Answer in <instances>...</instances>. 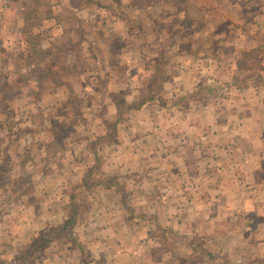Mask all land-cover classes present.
Here are the masks:
<instances>
[{"label": "crops", "instance_id": "1", "mask_svg": "<svg viewBox=\"0 0 264 264\" xmlns=\"http://www.w3.org/2000/svg\"><path fill=\"white\" fill-rule=\"evenodd\" d=\"M7 10L0 56L13 59L0 80L42 85L52 105L17 110L8 130L0 261L16 264L47 234L24 264H264V0H10ZM73 26L78 49H61ZM37 52L52 59L34 82ZM61 54L86 66L65 75ZM157 70L167 73L152 99L117 120L111 94L134 88L131 102ZM201 85L211 95L192 102ZM75 206L73 235L48 234Z\"/></svg>", "mask_w": 264, "mask_h": 264}, {"label": "rangeland", "instance_id": "2", "mask_svg": "<svg viewBox=\"0 0 264 264\" xmlns=\"http://www.w3.org/2000/svg\"><path fill=\"white\" fill-rule=\"evenodd\" d=\"M1 5V4H0ZM10 6V3L8 4V6L6 8H3L5 12H7L8 8ZM34 7V6H33ZM7 10V11H6ZM0 12H2L0 10ZM31 11L29 10V13ZM0 28H2V22H0ZM38 29V26H36V30ZM79 27L73 26V28H69L65 38L62 40V42H60L61 45V49H78L76 48L79 45V41H75V44L70 42V39H73L72 37H74L75 33L78 31ZM32 30H35L34 28H32ZM34 34V33H33ZM76 38V37H75ZM77 39V38H76ZM75 39V40H76ZM1 45V44H0ZM94 51L95 48H94ZM105 55V54H104ZM104 55L103 53H100L99 51H96L94 53V59L96 61V67L97 68H101L104 65ZM68 55L65 54H61L58 56V59H63L61 61V63H64L62 65V68H64L63 73L66 75L68 72H70V70H76L79 67H84L86 66L83 63H81L79 66H77L76 62H71L70 61V57H67ZM41 57V58H40ZM91 57V56H90ZM92 58V57H91ZM13 59V56H11L10 54L4 53L0 56V65L4 66L5 64H7V61ZM25 60H23L22 58L18 57V60L21 63H24V61L29 60V56H25L24 57ZM40 59H43V62H49L50 56H41L40 53H34L32 58H30V62L28 65L29 67L32 68L31 71V78L35 81L39 80V78H42L40 76V67H39V61ZM78 61V60H77ZM108 61L110 64H114V60L113 58H108ZM117 61V59H116ZM82 62V61H79ZM58 63V61H57ZM27 64V63H26ZM36 69L34 70L33 68ZM43 74V73H41ZM48 74V73H47ZM70 74V73H69ZM50 75V74H49ZM151 76V75H150ZM22 78V77H21ZM150 78V77H149ZM44 79V78H42ZM19 80H21L19 78ZM103 80V79H102ZM23 81V80H21ZM40 81V80H39ZM46 87L42 86V85H31V86H26V87H19V86H12L10 85V87L7 85V83L5 82L3 85V82L0 80V159L2 160L1 163H3V161L6 159V154L7 152H5V150H3V148L7 149V145H8V130H11L13 127H15L17 125V121H19V119L14 118V114L17 112V110H19L20 112H23L24 110H39L41 108V106H50L52 105V103H50V101L48 99H46L45 101L43 99H45L43 97V91H45ZM55 88H53L54 90ZM133 89L131 87L128 86H123L121 87V89H119L118 91L121 92V95L123 96H127V98H131L130 95L134 94L133 93ZM143 86H141V91H143ZM101 92V90H99ZM17 94H23L24 96L22 97V101H18L16 103H11L9 102L7 99L13 98V96L15 97ZM131 101V100H130ZM71 104L70 109H75L77 110L78 106H79V102L77 101V99H73V101L70 102ZM67 104L65 103L63 105V107H66ZM53 110V109H52ZM58 112H61L60 109H57ZM41 110H39L38 114L40 113ZM54 113L56 111H53ZM37 127H41L40 124L36 125ZM62 126H58V122H55V129H56V134L58 133V129L59 130H63L64 135L68 134V127L64 126V128L62 129ZM31 153V152H30ZM23 156V154H22ZM33 160H34V156H33ZM5 164H8L7 160H5ZM9 178H13L12 177V173H9L7 166L0 165V186H6L7 184H9L8 179ZM12 180V179H11ZM11 183V182H10ZM36 255V254H35ZM37 256V255H36ZM13 264V263H12ZM29 264H35L34 261L30 262Z\"/></svg>", "mask_w": 264, "mask_h": 264}, {"label": "trees", "instance_id": "3", "mask_svg": "<svg viewBox=\"0 0 264 264\" xmlns=\"http://www.w3.org/2000/svg\"><path fill=\"white\" fill-rule=\"evenodd\" d=\"M167 71L165 70H157L154 72V74L151 77L150 84L145 86L143 91H141L136 97L131 101L127 102L123 95H121L120 92L112 93L111 97L113 98L116 107H117V120L120 119L121 115L128 112V111H135L141 109V107L152 99V92L158 88L159 82L165 78V74ZM210 88L201 85L198 86L194 92L191 94L190 100L192 102H195L196 100L201 101L204 98H207L209 94ZM183 100V99H182ZM73 205V203H71ZM80 206H75L73 208H70L69 212L70 215L66 218L64 223L56 228H54L50 234L51 236L54 235L55 237H61V238H68L73 235V226L74 221L76 220V217L79 213ZM47 234H40L32 243L29 244V250H25L23 253L19 254L18 256V262L16 264H24L25 259L27 260V255L29 251L31 252H38L41 251V249L45 246L46 243L49 242V239L46 237ZM27 252V253H26ZM0 264H6L3 261H0ZM199 264H203L202 262H199Z\"/></svg>", "mask_w": 264, "mask_h": 264}, {"label": "built area", "instance_id": "4", "mask_svg": "<svg viewBox=\"0 0 264 264\" xmlns=\"http://www.w3.org/2000/svg\"><path fill=\"white\" fill-rule=\"evenodd\" d=\"M10 3V0H0V10L3 12V8H6L7 6H8V4ZM2 12H0V15H1V13Z\"/></svg>", "mask_w": 264, "mask_h": 264}]
</instances>
